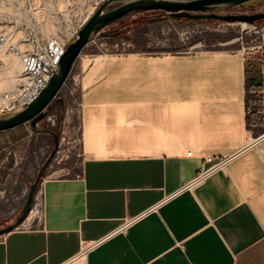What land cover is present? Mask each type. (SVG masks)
Masks as SVG:
<instances>
[{
  "label": "crops",
  "instance_id": "1",
  "mask_svg": "<svg viewBox=\"0 0 264 264\" xmlns=\"http://www.w3.org/2000/svg\"><path fill=\"white\" fill-rule=\"evenodd\" d=\"M96 57L59 101L79 168L43 179L34 227L0 237V264H65L92 244L70 264H264V38L141 68L136 85Z\"/></svg>",
  "mask_w": 264,
  "mask_h": 264
},
{
  "label": "rangeland",
  "instance_id": "2",
  "mask_svg": "<svg viewBox=\"0 0 264 264\" xmlns=\"http://www.w3.org/2000/svg\"><path fill=\"white\" fill-rule=\"evenodd\" d=\"M70 1L59 0L56 6L62 9ZM85 6L86 11L83 17L87 16L92 8L87 3ZM81 9L82 7L79 8V12ZM259 11L264 12V0H251L221 13L239 15ZM155 14L159 17L163 16L161 13ZM246 24V26H242L241 22L195 24L164 17L159 23L145 26L140 22L139 17L120 20L103 30L105 33L116 32L119 35L116 37L97 35L87 44L76 60L75 68H73L69 80L79 70L76 68L79 61L83 59L88 61L96 56L95 61L108 62L111 65V57H124L130 53L139 56H158L172 52L156 51L171 50L178 55H196L202 51L222 49L235 52L240 48H253L261 45L264 38V19L255 21L253 24ZM45 29L56 33L60 27L53 20L46 24ZM127 36H132L136 44L144 48H134L135 44L130 42ZM74 39L75 37L67 45ZM21 49L30 50V48ZM142 50L152 52H143ZM15 59L17 58L13 56H0V63L4 65L3 68L0 67V88L2 89L11 86V80L5 79V76L12 65V60ZM141 68L145 67L134 66L127 70H121L118 75L131 76L136 85L145 71ZM149 74L156 76L155 72L152 73V71ZM2 81H6V85H1ZM65 88L64 86L57 95L56 101L49 110L48 117L40 122L43 129L51 130L58 136L56 148L52 136L34 133L29 124L17 129L16 133L0 134V159H4L0 167V237L8 233L6 230L9 227L12 228V231L34 227L35 220L39 216V208L35 207L33 203L27 218L20 225L16 224V218L20 216L30 185L34 182L39 169L53 152V157L41 176L36 192L40 190L43 179L63 176L79 168L80 151L77 143V118L73 115L69 121H64V124L62 122L63 108L59 101L63 98Z\"/></svg>",
  "mask_w": 264,
  "mask_h": 264
},
{
  "label": "built area",
  "instance_id": "3",
  "mask_svg": "<svg viewBox=\"0 0 264 264\" xmlns=\"http://www.w3.org/2000/svg\"><path fill=\"white\" fill-rule=\"evenodd\" d=\"M105 1L71 0L66 7L59 9L56 6L59 0H0V56L16 57L25 78L18 80L9 89L0 90V116L22 110L39 95L50 80L52 71L67 43L76 37L85 21ZM86 3L92 8L90 13L83 17ZM80 7L82 9L79 12ZM53 20L60 27L56 33L45 29L46 24ZM63 37L67 39L64 40ZM21 48H30V50ZM0 67H4L3 63H0ZM191 155V151L186 154L188 157ZM211 162V157L205 158V163ZM208 170L202 166L199 174L189 182L188 186L201 182ZM40 202V190H38L33 205L38 207ZM129 223H124L115 232L124 230ZM93 246L94 244L81 248L79 254L65 264L82 258Z\"/></svg>",
  "mask_w": 264,
  "mask_h": 264
},
{
  "label": "water",
  "instance_id": "4",
  "mask_svg": "<svg viewBox=\"0 0 264 264\" xmlns=\"http://www.w3.org/2000/svg\"><path fill=\"white\" fill-rule=\"evenodd\" d=\"M249 1L251 0H106L91 14L78 30L75 39L67 45L52 71L50 80L39 95L22 110L0 116V133L29 124L34 133L52 136L56 148L58 136L51 130L43 129L40 122L48 117L52 102L56 100L82 50L97 35L117 36L118 33L116 32L105 33L103 30L119 20L148 11H163L174 18H187L200 22L213 19L218 23L253 24L255 21L264 19L263 11L239 15L221 13ZM53 153L39 169L34 182L30 185L20 216L16 218L17 225H20L27 218L39 181L53 157ZM10 231H12L11 227L6 230V232Z\"/></svg>",
  "mask_w": 264,
  "mask_h": 264
},
{
  "label": "bare ground",
  "instance_id": "5",
  "mask_svg": "<svg viewBox=\"0 0 264 264\" xmlns=\"http://www.w3.org/2000/svg\"><path fill=\"white\" fill-rule=\"evenodd\" d=\"M241 24L242 26L247 25L246 23H241ZM219 51H223V50H219ZM180 56L181 55H172V54L158 55V56H139L137 54L130 53L124 57H118V58L111 57L110 63L111 66H115L116 68H120V69L138 66L152 70H169L172 67L178 65L179 63L184 62L181 61V59H179ZM239 66H240V61L236 60L235 58H233L232 61L227 66V76L229 79L227 91L229 92H235L236 70ZM5 79L11 80V86L6 89L11 88L18 80L25 79L24 75L21 72V65L19 64L17 59L12 60V65L7 70V75L5 76ZM5 82L6 81H2L1 85H6ZM6 89L0 88V90H6Z\"/></svg>",
  "mask_w": 264,
  "mask_h": 264
},
{
  "label": "trees",
  "instance_id": "6",
  "mask_svg": "<svg viewBox=\"0 0 264 264\" xmlns=\"http://www.w3.org/2000/svg\"><path fill=\"white\" fill-rule=\"evenodd\" d=\"M155 13H161V15H163L162 17H159L157 16ZM136 17H139V20L140 22L147 26L148 24H152V23H159L161 20L164 19V17L166 18H169L171 20H176V21H187V22H190V23H195V24H206V23H213V22H216L215 20L213 19H207V20H204V21H197V20H189L187 18H174L172 17L171 15L169 14H166L165 12L163 11H148V12H143V13H138V14H135V15H132V16H129V17H126L122 20H125V19H135ZM120 21V20H119ZM119 35V34H118ZM116 37V36H115ZM127 39L132 42L133 44H135V47L134 48H144L142 46H138V44H136V42L134 41V38L132 36H127ZM217 51L219 50H222V49H215ZM143 52H152V51H148V50H142ZM135 52V51H134ZM156 52H172L171 54L172 55H178V54H175L174 51H156ZM56 100H54L55 102ZM54 102H52L51 104V107L52 105L54 104Z\"/></svg>",
  "mask_w": 264,
  "mask_h": 264
}]
</instances>
